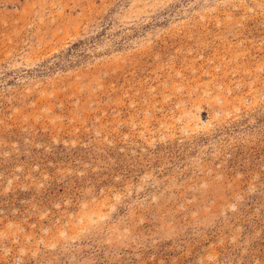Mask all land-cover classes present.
<instances>
[{"label":"rangeland","instance_id":"374dc122","mask_svg":"<svg viewBox=\"0 0 264 264\" xmlns=\"http://www.w3.org/2000/svg\"><path fill=\"white\" fill-rule=\"evenodd\" d=\"M0 264H264V0H0Z\"/></svg>","mask_w":264,"mask_h":264}]
</instances>
